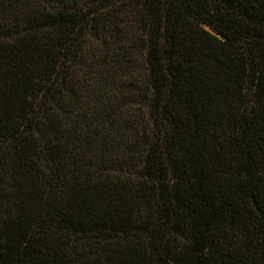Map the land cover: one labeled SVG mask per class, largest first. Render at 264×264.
<instances>
[{
    "label": "trees",
    "instance_id": "16d2710c",
    "mask_svg": "<svg viewBox=\"0 0 264 264\" xmlns=\"http://www.w3.org/2000/svg\"><path fill=\"white\" fill-rule=\"evenodd\" d=\"M0 264H264V0H0Z\"/></svg>",
    "mask_w": 264,
    "mask_h": 264
}]
</instances>
